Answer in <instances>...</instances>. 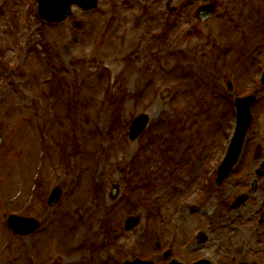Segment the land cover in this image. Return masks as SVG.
<instances>
[{
  "label": "rangeland",
  "instance_id": "374dc122",
  "mask_svg": "<svg viewBox=\"0 0 264 264\" xmlns=\"http://www.w3.org/2000/svg\"><path fill=\"white\" fill-rule=\"evenodd\" d=\"M147 4L155 25L131 26L146 7L138 0L73 5L68 18L47 24L35 0H0V264H120L135 255L264 264V177L250 190L264 160V42H250L262 54L255 66L249 48L244 54L246 39L264 38V0H224L196 36H181L185 20L174 13L163 42L164 0ZM226 80L232 94L263 101L251 108L238 164L215 186L233 129ZM142 111L147 128L130 141L128 124ZM113 183L120 192L109 200ZM55 185L62 194L48 207ZM242 192L248 199L229 208ZM9 212L42 225L13 235ZM131 214L139 223L124 226Z\"/></svg>",
  "mask_w": 264,
  "mask_h": 264
},
{
  "label": "water",
  "instance_id": "95a60500",
  "mask_svg": "<svg viewBox=\"0 0 264 264\" xmlns=\"http://www.w3.org/2000/svg\"><path fill=\"white\" fill-rule=\"evenodd\" d=\"M38 2V14L43 20L48 22L61 21L71 14L70 6L76 4L82 9H91L96 6L97 0H37ZM211 10L209 14L213 11V5L210 4L207 8ZM264 82V78H263ZM169 93L168 89L161 92V97L167 96ZM253 101L252 97L248 98H238L237 100V126L234 131V135L228 145L226 155L222 162L218 166V176L216 183H220L225 177L228 176L229 172L233 168L234 164L237 162L239 154L241 152L242 143L246 129L249 125L251 118L249 111V104ZM149 121V114L147 112H141L133 118L129 125V139L135 140L146 128ZM258 175H264V162L261 164V169L257 170ZM117 192V186L115 185L111 191V196L114 197ZM51 203H55L57 200V192L53 194ZM246 194H242L236 198L233 206L236 207L240 205L246 198ZM138 222V217L130 216L127 219V227H132ZM12 225L16 228L15 230L20 233H27L35 229L38 224L36 220L30 218H18L16 216L12 217ZM124 264H153L148 261H141L139 259L133 262H125ZM169 264H184L176 260H172ZM193 264H212L208 259H201Z\"/></svg>",
  "mask_w": 264,
  "mask_h": 264
},
{
  "label": "flooded vegetation",
  "instance_id": "af4514ba",
  "mask_svg": "<svg viewBox=\"0 0 264 264\" xmlns=\"http://www.w3.org/2000/svg\"><path fill=\"white\" fill-rule=\"evenodd\" d=\"M131 1H134V0H120V3L121 4H128ZM138 1H141L143 4L146 3V7L144 5H142L140 7V10L133 13L131 17H137V18H135V22L137 20L143 21V19L148 21V18H149V22H151L153 20L152 23L155 25L156 24V18L154 17V14H151V10L147 4V1H151V0H138ZM153 1H162V0H153ZM208 1H211V0H178L176 3H172V2H174V0H164V5L162 7V10H164V12H165L164 15L166 17L161 18L159 20V23L160 24L163 23V24H167V25L171 26L172 25V23L170 22L171 16L174 13H176L178 15L182 14L183 15L182 18H184V20H185L181 24V25H184L183 32H185L186 34L190 33V35L186 36L184 34L183 35L181 34V36L182 37L196 36L200 32V24H204V22H207L210 19H213L218 15V13H216L212 17L204 19V20H201L199 17H196V15H195L196 7L200 4L208 2ZM187 7H188V9H187ZM120 9H122V7L118 8L116 13H119ZM155 9L161 11V9L159 7H156ZM134 25H136V24L134 23ZM166 35H167V33H164L163 35H161V38H163L162 39L163 41H164ZM212 45L214 46V44H212Z\"/></svg>",
  "mask_w": 264,
  "mask_h": 264
}]
</instances>
